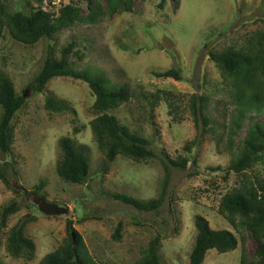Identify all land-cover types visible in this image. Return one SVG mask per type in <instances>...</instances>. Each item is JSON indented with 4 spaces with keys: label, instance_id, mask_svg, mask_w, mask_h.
Here are the masks:
<instances>
[{
    "label": "rangeland",
    "instance_id": "374dc122",
    "mask_svg": "<svg viewBox=\"0 0 264 264\" xmlns=\"http://www.w3.org/2000/svg\"><path fill=\"white\" fill-rule=\"evenodd\" d=\"M52 1L56 7L69 2ZM9 2L12 11L37 5L36 0ZM160 2L133 0L130 12L117 11L94 25H75L35 46L22 45L8 35L1 41L0 69L11 78L18 93L26 94V106L12 121L11 153L2 157L14 164V171L8 173L13 189L0 179V212L13 201L20 206L0 229V256L6 264H39L65 240L67 219L74 221V229L97 264H136L142 250L159 234L163 237L159 249L162 261L188 264L198 214L215 230L233 231L239 242L235 250L226 253L209 250L203 264H240L243 249L248 256L253 254L254 239L246 231H235L217 211L220 198L237 186L240 178L226 173L232 156L227 131L234 105L208 54L239 45L252 31L264 29V0H180L177 8L173 0H165L162 7ZM43 4L49 7L48 0ZM70 42L76 44L79 55L71 58L75 69L102 72L112 84L129 86L130 101L113 113L122 124L140 130L158 158L135 162L119 155L103 173L105 159L89 126L95 115L88 85L56 77L43 93L33 91L30 83L48 49L52 47L56 55ZM170 68L180 70L183 79L155 75ZM195 95L207 97L206 113L214 132L191 149L197 163L181 171L163 164L161 151L175 159L185 154L186 142L200 133L190 109ZM46 96L65 100L74 112L48 110ZM153 99L157 103L151 111L149 102ZM258 119L263 120L264 113ZM249 122L248 117L243 119V127L234 136L235 144L245 136ZM64 136L89 148L90 172L82 185L66 182L56 173L58 140ZM41 181L45 187L40 192L47 201L67 207V214L46 216L31 202L29 194L36 192ZM162 186L165 200L158 212L137 211L112 197L113 193H123L149 200L159 195ZM119 222L121 239L116 241L113 233ZM19 223L25 225V234L36 244L35 257L30 261L14 258L6 250L7 230Z\"/></svg>",
    "mask_w": 264,
    "mask_h": 264
},
{
    "label": "trees",
    "instance_id": "16d2710c",
    "mask_svg": "<svg viewBox=\"0 0 264 264\" xmlns=\"http://www.w3.org/2000/svg\"><path fill=\"white\" fill-rule=\"evenodd\" d=\"M43 1L36 0V6L28 4L25 11H12L9 0H0V43L8 35L22 45L35 46L40 41H51L58 33L75 25H94L117 11L130 12L133 6V0H69L59 7L52 0H48L49 7H46ZM160 1L159 6L162 7L165 0ZM179 1L173 0L176 8ZM75 45L74 42L68 43L56 55L52 47L48 49L42 66L30 83L33 91L43 93L48 83L56 77H69L88 85L94 96L92 111L95 115L89 126L93 140L105 159L103 173L108 171V164L114 162L119 155L135 162L158 158L142 132L122 124L113 113L130 101L132 95L129 86L112 84L102 72L75 69L71 61L72 56L79 57L78 51L74 49ZM208 56L219 69L227 96L234 105L227 131L228 150L232 156L226 173H234L240 178V183L220 198L217 211L235 231H246L256 242L251 256L243 249L240 264H264V119H258L264 113V29L252 31L239 45H231L221 51H210ZM155 75L173 77L179 81L183 79L180 70L175 68L155 72ZM23 95L17 92L14 82L0 69V179L12 189L8 173L14 168V164L3 161L2 157L11 153L14 141L12 121L17 112L26 106ZM206 100L205 95L192 96L190 109L195 124L200 127V133L186 142L183 148L185 154L178 155L175 159L162 150L163 164L168 163L173 168L185 171L190 163H197V158L191 157V149L206 134L214 132L210 126V117L206 113ZM156 103V99L149 102L151 111ZM45 107L57 113L74 112L65 100L53 96L45 97ZM247 117L250 122L245 136L235 144L234 136L243 127V119ZM151 118L153 120L154 116ZM58 148L60 156L55 168L58 176L72 184H84L90 172L89 148L84 144H77L68 136L58 140ZM44 187L45 182L41 181L36 193L45 196L40 192ZM112 197L137 211L158 212L165 200V186H162L156 198L149 200L137 199L123 193H113ZM19 209L17 201L2 208L0 229L7 226L9 217ZM73 222L72 219H67L65 240L55 250L47 253L39 264H97L84 239L74 229ZM194 224L196 235L188 264H203L211 249L226 253L238 247V238L233 231L215 230L199 214L195 215ZM121 232L122 224L119 222L113 239L119 241ZM5 236L6 250L12 257L27 261L35 257L36 244L25 234L23 223L9 228ZM162 238V234H159L151 239L136 264H165L159 256ZM0 264H6L1 256Z\"/></svg>",
    "mask_w": 264,
    "mask_h": 264
},
{
    "label": "water",
    "instance_id": "95a60500",
    "mask_svg": "<svg viewBox=\"0 0 264 264\" xmlns=\"http://www.w3.org/2000/svg\"><path fill=\"white\" fill-rule=\"evenodd\" d=\"M24 98L26 97V94L23 95ZM18 189V187H17ZM29 199L32 203H34L40 212H42L46 216H59L63 214H67L69 212V209L65 206H58L54 203H50L47 201L45 196L38 195L36 192H31L29 194ZM72 236L74 238V234L72 233Z\"/></svg>",
    "mask_w": 264,
    "mask_h": 264
}]
</instances>
